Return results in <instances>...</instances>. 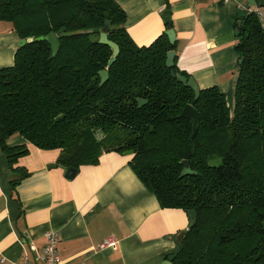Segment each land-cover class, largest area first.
<instances>
[{"label":"trees","instance_id":"1","mask_svg":"<svg viewBox=\"0 0 264 264\" xmlns=\"http://www.w3.org/2000/svg\"><path fill=\"white\" fill-rule=\"evenodd\" d=\"M163 18L165 30L137 45L115 0H0V21L20 39L32 38L17 48L13 65L0 68V153L12 165L29 144L59 149L58 162L77 170L104 152L132 150L131 168L161 207L196 211V223L173 237L166 260L264 264L262 22L254 10L236 19L240 62L230 109L217 86L201 88L195 99L177 79L189 75L175 63L171 75L170 11ZM106 21L107 37L119 47L110 66L112 48L98 41ZM62 28L50 57L49 43L36 38ZM188 103L200 112L193 138L192 119L181 115ZM15 135L23 141L10 144ZM184 160L191 173L182 175Z\"/></svg>","mask_w":264,"mask_h":264},{"label":"crops","instance_id":"2","mask_svg":"<svg viewBox=\"0 0 264 264\" xmlns=\"http://www.w3.org/2000/svg\"><path fill=\"white\" fill-rule=\"evenodd\" d=\"M115 1L137 45L151 43L165 30L163 12L170 11L177 69L200 89L217 86L233 108L240 56L237 10L260 8L264 15V0L249 5V0ZM19 40L10 23L0 21V68L13 65ZM22 141L17 135L8 140ZM59 154L29 144L10 165L0 153V264H42L37 255L50 230L58 232L62 264H162L175 247L173 237L187 227L186 211L161 207L131 168L129 155L104 152L68 178ZM14 173L19 176L12 178ZM108 237L114 243L100 249Z\"/></svg>","mask_w":264,"mask_h":264},{"label":"water","instance_id":"3","mask_svg":"<svg viewBox=\"0 0 264 264\" xmlns=\"http://www.w3.org/2000/svg\"><path fill=\"white\" fill-rule=\"evenodd\" d=\"M249 4H254V0H249ZM246 14V11L243 8H239L237 10V15L240 19H242L244 17V15ZM240 22H242V20H240ZM109 26V21L105 22L104 25V31L100 33V37H99V42L102 44H106L107 46H109L110 48H112V55L107 63V66L112 65V63L114 62L116 56L119 54V47L118 45L109 40L107 37V33L105 32L107 30ZM64 31V28H62L60 31H58L57 33L54 32H49L47 35L45 36H40L38 38H36V40H42L45 39L49 45H50V49H51V56H54L60 47V42L59 39L57 37L58 34H60L61 32ZM166 35L168 36L169 42L171 44H173L175 42V33L173 29H168L165 31ZM32 41V38H28V39H20L19 40V47L24 45L26 42H30ZM176 57V51L175 50H170L167 52L166 54V61H165V65L167 68L170 69L171 75L174 76L175 72L173 70V65H174V59ZM240 62V61H239ZM99 75H100V85H102L108 78V70L106 69H102L99 71ZM177 79L179 82L181 83H185L189 88H191L195 94V99L198 98L199 93H200V87L198 86V83L195 81V79L193 77H186L182 74H177ZM137 102L139 106H142L146 103V100L141 99V98H137ZM181 115L182 116H186L192 119V133H191V138H193L199 129V122H200V112L192 105V104H186L182 111H181ZM133 151L132 150H127L125 151L123 154L124 155H130L132 154ZM183 165V171H182V175L184 174H188L191 173L190 171V167H189V163L187 160H184L182 162ZM76 169L75 168H68L66 170V176L68 178H72L74 176V174L76 173ZM186 213L188 215V224L186 227V230H188L189 228H191L195 223H196V211L195 209H187ZM162 264H171L169 260H164Z\"/></svg>","mask_w":264,"mask_h":264},{"label":"built area","instance_id":"4","mask_svg":"<svg viewBox=\"0 0 264 264\" xmlns=\"http://www.w3.org/2000/svg\"><path fill=\"white\" fill-rule=\"evenodd\" d=\"M225 2L228 0H224ZM257 13V16L262 22L264 27V15L262 10L254 9ZM46 244L42 250L38 253L37 259L41 261L42 264H62L61 257L58 251V232L56 230H50L46 233ZM114 243V240L111 237L104 239L98 247L101 249L105 246H111ZM14 264H34L29 260H23L21 262H15ZM76 264H85L84 262H78Z\"/></svg>","mask_w":264,"mask_h":264},{"label":"rangeland","instance_id":"5","mask_svg":"<svg viewBox=\"0 0 264 264\" xmlns=\"http://www.w3.org/2000/svg\"><path fill=\"white\" fill-rule=\"evenodd\" d=\"M10 26H11V24H10ZM217 161H218V160H215L214 162H217ZM18 176H19L18 174H15V173H14L11 177H12V178H17Z\"/></svg>","mask_w":264,"mask_h":264}]
</instances>
